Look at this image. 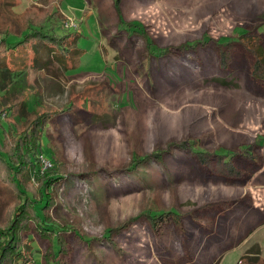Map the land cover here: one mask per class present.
Segmentation results:
<instances>
[{
	"label": "rangeland",
	"instance_id": "rangeland-1",
	"mask_svg": "<svg viewBox=\"0 0 264 264\" xmlns=\"http://www.w3.org/2000/svg\"><path fill=\"white\" fill-rule=\"evenodd\" d=\"M87 1L61 3L66 17L80 25L83 49L79 66L60 81L67 93H54L57 84L46 74L39 83L27 80L25 89L32 91L31 110L39 101L73 106L53 117L41 152L43 171L54 155L65 164L54 205L45 212L75 226L84 238L69 234L67 263L212 264L228 246L238 250L222 264H237L240 253L241 264L264 263V249L258 255L254 247L264 230L257 235V226L249 228L264 209V79L252 75L254 58L239 42L221 66L218 44L236 37L238 29L261 25L264 30V0H121L119 10L115 0H95L92 7L101 10L94 13ZM49 5L50 0H23L14 10L40 12ZM124 21L139 23L155 47L171 46V52L151 55L146 37L129 33ZM256 29L264 46V32ZM193 40L206 45L179 48ZM4 94L0 87V97ZM9 101L3 98L0 110ZM7 118L1 113L0 146L16 127ZM182 139H196L217 155L204 163L174 148L165 154V164L152 160L136 172L126 169L134 153L164 150ZM231 150L237 152L235 173L225 170L218 155ZM17 200L10 183L0 180V210ZM165 209L183 213L182 224L169 218L156 231L146 217L133 220ZM126 222V229L110 237L114 243L103 238L108 228ZM48 247L42 238L34 243L35 264H46L42 257Z\"/></svg>",
	"mask_w": 264,
	"mask_h": 264
},
{
	"label": "trees",
	"instance_id": "trees-1",
	"mask_svg": "<svg viewBox=\"0 0 264 264\" xmlns=\"http://www.w3.org/2000/svg\"><path fill=\"white\" fill-rule=\"evenodd\" d=\"M62 1L50 0V8L46 11L35 12L31 8L17 13L14 8L20 6L23 0H0V87L5 90L3 97H0V105L3 98L9 101L18 91L25 93L10 100L8 106L0 110V115L6 113L10 124L16 126L14 130L7 132L5 144L0 146V180L8 181L18 198L6 212L0 210V264H35L34 243L39 238L49 241V247L42 257L43 262L68 264L65 255L69 251V234L73 231L84 241L78 228L58 223L45 212L54 205L55 187L64 177V160L60 159L61 156L57 158L54 155L50 159L52 166L44 171L41 163L42 138L52 129L51 120L73 106L67 109L54 108L39 101L31 110L29 97L32 91L25 90L27 80L34 84L38 82L39 76L46 74L51 75L53 82L57 84L59 90L56 94L64 95L67 91L60 81L69 70L80 64L83 49L79 47L78 39L81 32L64 28L67 17L61 9ZM120 4L121 0H115L118 10ZM123 23L129 33H139L146 37L151 55L161 57L171 52V46L162 49L155 47L139 23ZM255 29H238L239 31H235L236 37L230 36L218 41L220 65L226 66L227 51L234 47L233 43L239 42L254 58L252 75L256 79H264V46L261 35ZM256 30L264 32L261 25ZM205 42L193 40L181 44L179 48L186 50L199 44L206 45ZM218 80L224 85L228 84L223 78ZM17 117L21 121L16 120ZM174 148L190 151L204 163H208V157L212 154L217 155L214 151L203 149L196 139H182L173 141L164 150L143 155L134 153L125 167L130 172H136L142 163L152 160L165 164V154ZM234 153L237 154L231 150L227 154H218L229 173L238 171L234 164ZM241 153L249 157L253 155L249 150H242ZM182 216L183 213L177 209H165L141 213L133 220L146 217L157 231L162 222L169 218L178 225L182 224ZM128 225L126 222L108 228L103 238H109L114 243L110 239L112 234L121 233ZM253 259L258 263L260 257Z\"/></svg>",
	"mask_w": 264,
	"mask_h": 264
},
{
	"label": "crops",
	"instance_id": "crops-1",
	"mask_svg": "<svg viewBox=\"0 0 264 264\" xmlns=\"http://www.w3.org/2000/svg\"><path fill=\"white\" fill-rule=\"evenodd\" d=\"M84 1V0H83ZM106 2H108V0H105L104 1V3L106 4ZM95 3V0H88L87 1V3H84L85 5H87L92 11H93V13H94V10H95V12H99L101 9L98 7V6H94V7H92V5ZM64 13V12H63ZM56 90H53V92L54 93H57L58 92V86H56ZM260 210H261V212L258 214V213H256V215L254 216V220L249 224V228H251V224L252 225H255V226H257V227H255V230L256 231H254V233L255 234H259V233H261L263 230H264V209L263 208H260ZM234 219H232L231 221H233ZM235 220H236V217H235ZM235 220L233 221V223L235 222ZM229 222V221H228ZM232 223V224H233ZM221 239H222V237H221ZM221 239H220V241H221ZM227 241V239H224L222 242H226ZM256 242H257V245L256 246H254L255 247V249L257 250L256 252H257V254L259 255V254H262V252H263V249H264V237H262V236H258V238H257V240H256ZM237 249V247L236 248H231V247H226L225 248V250H224V254H223V257L221 258V261L218 263L217 261L216 262H214V259H215V257L212 259L213 260V263L212 264H222V262L224 261V259L226 258V255L231 251V250H236ZM238 250V249H237ZM248 253H250L249 251H248ZM258 255H256V256H258ZM239 260H238V263L237 264H241L242 262V254L240 253V255H239ZM244 257V256H243ZM260 261V260H259ZM259 261H258V263H259ZM260 264H262V263H260Z\"/></svg>",
	"mask_w": 264,
	"mask_h": 264
},
{
	"label": "built area",
	"instance_id": "built-area-1",
	"mask_svg": "<svg viewBox=\"0 0 264 264\" xmlns=\"http://www.w3.org/2000/svg\"><path fill=\"white\" fill-rule=\"evenodd\" d=\"M64 27L69 30H79L80 25L75 21V19H66L64 22Z\"/></svg>",
	"mask_w": 264,
	"mask_h": 264
}]
</instances>
